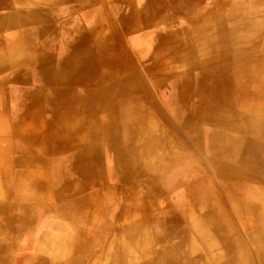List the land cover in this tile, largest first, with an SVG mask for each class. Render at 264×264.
Instances as JSON below:
<instances>
[{
	"label": "rangeland",
	"instance_id": "rangeland-1",
	"mask_svg": "<svg viewBox=\"0 0 264 264\" xmlns=\"http://www.w3.org/2000/svg\"><path fill=\"white\" fill-rule=\"evenodd\" d=\"M256 4L264 9L263 0ZM262 22L264 24V19ZM258 41L254 46L228 47L236 72L246 69L251 58L264 56V36L261 35ZM164 74L168 80L173 77L167 94L173 97L184 70L169 72L166 68ZM256 74L259 79H253L255 74L242 77V84L248 83L245 91L235 88V98L230 97L232 106L228 115L236 118L233 125H221L212 118L204 120L207 109L200 110L199 104L201 101L210 104L208 94L204 98H172L171 105L185 117V120L180 118L181 123L173 117L172 111H162L160 101L154 99L155 114L168 122L166 149L161 152L162 145L154 143L156 131L143 134L140 141L137 140L138 147L128 145V152L136 165L141 163L142 169L137 170L136 166V171L115 173L114 162L105 148L102 149L101 143L102 153L89 162L95 166L87 174V178L93 180L88 186H77L81 177L74 173L61 178L60 159L65 157L71 144L66 146L68 141L59 144L57 139L54 143L49 130L39 135L42 139L45 137L44 148L49 154L36 159L37 170L42 172L38 174L43 176L49 188L42 186L52 191L62 190L67 184L74 185V188L71 193L55 200L49 199L50 194L46 192L45 198L49 199L46 204L31 196L30 199L44 210L43 217L49 218V223L44 231L41 228L45 220L38 223L35 245H32L36 253L22 256L19 264H114L107 253L119 242L123 248L129 249L131 255L139 252L132 243L140 229L149 239L153 253L162 249L180 252V257L169 258L163 264H203L202 256L210 257L203 248L205 240L212 246V240L218 244L219 254L210 264H264V154L260 153L264 151V141L254 133L263 126L259 117L264 105L261 109L258 105L264 101V95L256 91L264 88V73ZM162 79L163 74L155 81L151 96L158 92ZM137 84L133 85L134 90L144 92L142 85L138 84L137 89ZM160 93H164L161 87ZM115 94L108 99L109 102L115 101L114 107L108 111H118V107H123L119 111L124 122L128 124L130 119L135 120L136 112L133 114L131 108L120 102ZM195 99L197 103L191 105ZM63 114L68 113L63 111ZM125 136L131 137V133L126 132ZM207 146L211 148L210 153ZM251 146L255 148L253 152H249ZM216 147L219 150L214 153ZM51 148L55 152L52 153ZM149 150L152 153L146 158ZM180 155L184 157L180 159ZM181 166L183 169L179 170ZM24 214L25 210L23 223L27 219ZM192 218L197 222L199 234L203 235L205 231L206 238H198L192 245L176 249L177 237L186 231ZM0 226L1 232L5 226L1 223ZM27 226L25 224L22 229ZM90 234L94 238L87 243L86 237ZM222 235L235 243L231 249L222 245ZM64 247L71 250L70 255L62 253L61 248ZM55 251L61 254L48 256L49 252ZM4 252H0V264H9L10 257ZM240 252H245L246 256L237 257ZM149 260L153 264H161L159 254L123 264H145Z\"/></svg>",
	"mask_w": 264,
	"mask_h": 264
},
{
	"label": "crops",
	"instance_id": "crops-1",
	"mask_svg": "<svg viewBox=\"0 0 264 264\" xmlns=\"http://www.w3.org/2000/svg\"><path fill=\"white\" fill-rule=\"evenodd\" d=\"M258 1L261 0H0V163L4 165L0 175L5 174L0 190L7 197L1 203L8 216L1 221L5 227L0 241L6 244L8 239H14L12 248L4 252L10 257L9 264H19L22 256L36 253L32 245L38 223L45 220L42 231L49 223L35 200L23 203L14 195L21 191L24 174L37 170L36 159L49 155L39 151L38 136L49 130L53 111H58L52 100L63 94L69 106L61 105L59 111L68 115L84 111L87 91L100 99L101 86L107 87L106 72L109 84L126 83L127 96L138 98L141 91L135 92L132 87L138 83L144 89L140 96L148 99L153 89L150 75L160 69V87L165 94L159 87L151 97L160 101L162 111H176L171 105L174 96L167 95L173 77L168 80L165 69L171 66L183 71L185 66L208 64L219 24L228 36H235L231 26L242 21L243 8H253ZM196 103L195 99L191 105ZM181 155L180 159L184 157ZM22 207L25 223L21 222ZM25 224L28 226L22 229ZM93 238L88 235L86 242ZM61 250L65 256L71 253L65 247ZM57 254L61 252H49L48 256Z\"/></svg>",
	"mask_w": 264,
	"mask_h": 264
},
{
	"label": "bare ground",
	"instance_id": "bare-ground-1",
	"mask_svg": "<svg viewBox=\"0 0 264 264\" xmlns=\"http://www.w3.org/2000/svg\"><path fill=\"white\" fill-rule=\"evenodd\" d=\"M154 5H156V4H154ZM254 9H256V10H254ZM242 14H243L242 21H240V18H237V19H239L238 21H240V22H237L233 26L230 25L231 30L235 34L237 33L235 36H228V33L223 31L224 30L223 26L219 24V26H218L219 32L218 33L216 32L215 35L213 34V36H214L213 48H212V50L210 48L211 54H210V58L208 60V64L203 65V66H189L188 65L189 67H187V68H186V66L183 67L184 74H182L181 80L179 81V79H178V81H177L178 82L177 83L178 88L173 93L174 98L184 100V99H186V97L189 98L191 96H195V97L200 96L202 98L207 97L206 94H208L210 96V99H208L210 104L206 105L202 101L199 104V108H201L200 110H204V109L206 110L207 109L206 114L203 115L205 121L208 120L209 118H212L214 120H218V122L221 125H233L236 118L235 117L230 118V115H228V113H229V110L231 109V106H232V101L230 100V97H233V92H234L235 88H241L242 91L244 92L245 86L248 83L245 85L242 84V82H241L242 77H244V76L250 77L253 74H255L253 79H259V76L256 73H258V74L264 73V56H262V58L260 56L257 58H251L250 63L247 66V68L246 69H240V70L237 68L238 69L237 72L235 71V69H233V64L230 61L231 59H230V56L228 53V47L229 46H231V45H234V46L235 45H243V44L249 45V46H254L259 42L258 40L260 39V36L261 35H262V37L264 36V24H262L263 23L262 20L264 19L263 6L257 5L255 3L253 5V8L252 7L243 8ZM28 22H29V20H28ZM207 26H208V24H207ZM209 27H210V25H209ZM229 31H230V29H229ZM244 31L247 32L246 35L239 34L240 32H244ZM13 50H15V48ZM194 53L195 52H192V54H194ZM162 56H164V54ZM167 57H168V55H167ZM115 59H117V58H115ZM184 60H185V58H184ZM161 61L162 60H160V62ZM180 61H182V60H180ZM168 64H171V63L169 62ZM182 64H184V63H182ZM179 69L180 68L171 67V66L167 68V70L169 72H171V71L174 72V71H177ZM44 70H45V68H44ZM160 71H161L160 69H154L153 72L151 73L150 76L152 78V83L151 82L150 83L152 84V87L154 86L155 81H157V79H159V77L161 76L162 73H160ZM11 72L13 73V71H11ZM110 73H111V71H110ZM7 74H8V72H7ZM2 75H3V73H2ZM48 75L50 76V74H48ZM60 75H62V74H60ZM109 76L110 75H108V73H106L105 77L107 78ZM119 76H120V74H119ZM8 77L9 76H7V78ZM46 78L47 77H45V79ZM75 80H76V78H75ZM47 81H48V78H47ZM66 81H67V79H66ZM125 81H127V80H125ZM104 82L107 83V87L105 85L101 86V97H100V99H99V97H96L97 96L96 93H93L91 91H87V95L85 97L83 96L84 97V99H83L84 111H76V113H72L71 115H68V114L64 115L63 111H59V107H61V105H64L65 107H67V106H69V102L64 101L63 94H60V96L57 95L56 99L52 100L55 102L54 106L58 110V111H53V119H52V123L49 127V132L51 133L52 140L54 141V143H57V141H58L59 144H62L64 141H68L66 146L71 144L69 147L70 149L68 148V151H67L65 157H62L60 159V167L59 168H60L61 173H62L61 178H66V176L70 173L77 174L81 177V180L77 184V186H79V187L88 186L87 184H90V182L93 181V180H89L87 178V174H90L94 170L93 167L95 166V164L94 163L90 164L89 162L91 161V158L96 160V158L102 153V149H104V148L108 152L109 156L111 157V160L114 162L113 171L115 173H119L120 171H134V170L136 171V166H137V170L142 169L141 165H140L141 163L138 162L136 165V162L134 161L133 156L128 152V145H130V147L133 146V148L138 147L137 140L140 141L143 134H148V133L156 131L157 137H155L154 143L156 142V144L159 143L162 145L160 147L161 152H163L166 149V146L164 144L167 143L166 141H167L168 134H169L168 133L169 132L168 131V122L166 120H163L161 115L155 114L154 111H157V108H156V104L154 102V99H152L153 97L150 96V98H148L146 96L148 98V99H146L144 97H141L144 95V92H140L141 96L137 95L138 98H132L130 96H127L128 91H127L126 83L123 82V83L109 84L108 79L104 80ZM136 86H138V84ZM138 88H139V86L137 87V89ZM138 91L139 90H137L135 92H138ZM114 93H116L115 95L119 97L118 99H121L120 102H123L127 106L129 105L128 107L131 108V111L133 114L136 112L137 117L134 118L135 120L130 119L129 120L130 122L128 124H126L124 122V119L121 117L122 113L119 110L118 111H108L110 108L114 107V105H115V101L109 102V100H108V99H110L109 96L111 97V95H113ZM256 93L263 96L264 95V88L261 91L260 90L258 92L256 91ZM139 96H140V98H139ZM241 96L243 97L244 95L241 94ZM233 98H235V97H233ZM181 101L178 100V102H181ZM181 103H183V101ZM263 105H264V101L261 102L260 105H258L259 106L258 108L261 109ZM180 108H182V105ZM181 110H184V109H181ZM209 110H212V111H209ZM64 112H66V111H64ZM260 112H262V114H261V117H259V119L262 120L263 126L261 127L260 130L254 131V133L257 134L258 136H261V138L264 141V111H260ZM172 113H173V117L175 119H177L179 123H181L180 118L185 120V117L180 116V113L178 111H172ZM221 118H224V119L219 121V119H221ZM251 119H253V118H251ZM98 124H100V126H98ZM166 127H167V131H166ZM126 132L131 133V137H129V136L124 137V133H126ZM56 139H57V141H56ZM102 141H104V142L102 144L103 147L101 149L100 145H101ZM44 145H45V137L42 139L41 137L38 136L39 149L45 150ZM23 146H24V144H23ZM75 147L78 149L72 150ZM51 149H52V153L55 152V149H53V148H51ZM254 149L255 148L253 146H251L249 148V152H253ZM22 150H23V148H22ZM206 150H209V153L211 152V148L209 146L206 147ZM214 150L215 151H213V152L217 153L216 151L219 150V147L214 148ZM151 153H152V151H150V153H148V155L145 154V157L146 158L149 157L151 155ZM260 153L264 154V151H260ZM36 155H38V154H36ZM164 155L165 154H163L162 156H164ZM258 155H260L259 152H258ZM66 160L69 162L66 163ZM0 162H2V161H0ZM35 163L37 165L38 161H36ZM260 164L263 165V163H261V161H260ZM14 165H16V163ZM3 168H4V165L0 163V170H2ZM38 173H42V172L35 170V171L28 172V173L24 174L23 180L21 182V191L15 193L16 195H14V198L16 200L24 203L27 199L30 200L31 196L33 195V199L38 200L42 204H46L49 199H53V200H55L57 198L61 199L67 193H69V192L71 193L72 192L71 190L74 188V185L67 184L63 188H61L62 190H57V191L48 190L47 189V188H49L48 183L43 178V176L38 174ZM4 175H0V177H1L0 178V184H2V182L4 183V180H3ZM42 185L44 187H47V188H44ZM46 192H48L50 194L49 199L45 198ZM5 196H6L5 192L4 191L2 192L0 190L1 201L5 200L7 198ZM7 217H8L7 213H6V211H4V207L1 203L0 204V218L5 219ZM9 218H11V217H9ZM1 221L2 220H0V223L2 224L3 222H1ZM2 226H4V225L2 224ZM0 228H1V226H0ZM198 231H199V229H198L197 222H195L194 219L192 218L191 223H190L189 227L186 229V231L177 237L178 241L174 244V247L176 249H179V248L186 246L188 244L192 245L198 238H200V239L206 238L207 235H206L205 231H203V233H202L203 235H200ZM143 233H144V230L140 229L137 232V234L135 235V237L133 238L132 244H133V247L138 248V250H139L138 253L131 255V252L129 251V249L123 248L122 247L123 244H121V242H119L117 245H115L112 248V250H110L107 253V257H109V259H111L114 264H123V263L131 262V261H132L131 263H134V261H136L139 257H144V256L149 257L150 255L159 254V262L161 264H163V262H166L169 258L172 259L174 257H180L181 256L180 252H170V251L165 250V249H162L161 252H159V253H153L151 247L149 246V239ZM206 241L207 240L204 241L203 248L209 252L210 257L208 258L207 255L204 257L202 256V263L203 264H210L215 259V257L219 254V249H216L217 248L216 246H218V244L214 240H212L213 246L210 243H207ZM13 242H14V239L12 240L11 238L7 240L6 244H3L0 241V252L6 250L8 248H12ZM234 244L235 243L232 240H229V238L227 236L222 235V245L224 247L231 249ZM162 246H163V243H162ZM133 247H132V249H133ZM128 252H130V254H128ZM242 256H246V253L240 252L237 255V257H242ZM145 264H153V261L149 260ZM245 264H247V263H245Z\"/></svg>",
	"mask_w": 264,
	"mask_h": 264
}]
</instances>
